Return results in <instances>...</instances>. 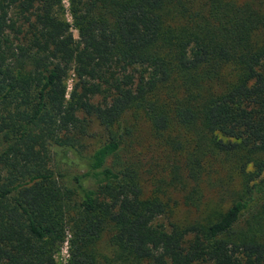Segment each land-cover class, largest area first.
<instances>
[{"label": "trees", "instance_id": "obj_1", "mask_svg": "<svg viewBox=\"0 0 264 264\" xmlns=\"http://www.w3.org/2000/svg\"><path fill=\"white\" fill-rule=\"evenodd\" d=\"M66 2L0 0V264H264V0Z\"/></svg>", "mask_w": 264, "mask_h": 264}, {"label": "rangeland", "instance_id": "obj_2", "mask_svg": "<svg viewBox=\"0 0 264 264\" xmlns=\"http://www.w3.org/2000/svg\"><path fill=\"white\" fill-rule=\"evenodd\" d=\"M62 6L64 9V15L69 20V16L67 14V2L66 0H62ZM72 33L75 36L76 32L74 29H72ZM66 84L68 88L71 84V79L68 78L66 81ZM129 127L131 130L130 138H133L136 140L137 148L143 149L147 151V155L143 158L144 162V169L150 168L152 166V163L155 161L154 153L151 151V147L149 146L151 142V137L149 134V130L147 126L141 122V120H135V121H127L125 124ZM90 130L93 132L92 136H88L82 139L83 143L86 145L85 152L90 153L93 149H95L103 140L105 137L104 130L95 120H92L90 125ZM97 249L101 254H103L106 257H109L111 255V248L109 247L108 241L106 239V236H102L97 243ZM66 257V244L64 243L60 249L55 253V258L58 264H63Z\"/></svg>", "mask_w": 264, "mask_h": 264}]
</instances>
